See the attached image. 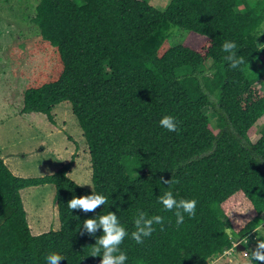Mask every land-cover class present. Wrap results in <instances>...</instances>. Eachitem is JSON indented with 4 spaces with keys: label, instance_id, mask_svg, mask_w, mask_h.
I'll list each match as a JSON object with an SVG mask.
<instances>
[{
    "label": "trees",
    "instance_id": "obj_1",
    "mask_svg": "<svg viewBox=\"0 0 264 264\" xmlns=\"http://www.w3.org/2000/svg\"><path fill=\"white\" fill-rule=\"evenodd\" d=\"M33 19L58 62L48 79L25 87L20 113L42 112L56 125L55 106L71 104L92 187L69 175L74 155L51 174L29 176L0 155V264H48L49 251L66 256L60 264H98L88 250L102 229L87 233L83 219L112 210L130 232L137 208L160 214L163 227L142 244L126 236L125 264H209L239 239L249 249L264 216V123L256 126L264 121V0H170L165 9L148 0H39ZM175 27L188 31L182 42L170 40ZM225 39L244 58L237 68L223 58ZM165 113L176 130L159 125ZM41 184L55 186L61 224L35 234L22 190ZM167 189L197 199L179 226L156 199ZM92 190L107 196L105 206L67 207Z\"/></svg>",
    "mask_w": 264,
    "mask_h": 264
},
{
    "label": "rangeland",
    "instance_id": "obj_2",
    "mask_svg": "<svg viewBox=\"0 0 264 264\" xmlns=\"http://www.w3.org/2000/svg\"><path fill=\"white\" fill-rule=\"evenodd\" d=\"M148 1L160 9H165L170 2ZM38 2L0 0V155H8L7 164L22 176L51 174L74 155L69 175L78 183L92 187L88 145L71 104L64 101L55 106L56 125L42 112L20 113L25 87L48 79L58 62L55 48L41 39L40 28L33 19ZM237 9L244 10L243 7ZM186 31L175 27L171 42H182ZM260 39L264 50V38ZM257 65L253 62L249 69L255 70ZM204 110L215 125L212 108L207 106ZM263 123V119L258 120L257 129ZM22 198L33 233L60 228L53 184L24 188ZM262 228L264 216L249 249L242 246L227 249V254L225 250L212 257L209 264H250L245 252L254 248L258 239L264 238L259 231Z\"/></svg>",
    "mask_w": 264,
    "mask_h": 264
},
{
    "label": "clouds",
    "instance_id": "obj_3",
    "mask_svg": "<svg viewBox=\"0 0 264 264\" xmlns=\"http://www.w3.org/2000/svg\"><path fill=\"white\" fill-rule=\"evenodd\" d=\"M221 48L226 53L223 58L228 62L229 68H237L244 62V58L238 55V45L235 40L225 39L221 44ZM158 123L162 128L174 131L177 129L179 122L171 113H165L161 115ZM173 182L170 179L164 183L167 185ZM156 199L164 209L173 211L177 226L184 221L185 214L192 216L196 213L197 199L195 197H177L171 189H167L158 194ZM106 200L107 196L103 192L92 190L86 194L73 195L67 201V207L69 209L79 208L84 212H89L98 205L103 204L105 206ZM225 211L227 212L228 209H225ZM163 220L164 217L160 214L148 215L144 210L137 208L133 216L134 228L129 232L115 211L108 210L99 215L88 216L82 221L84 231L95 235L98 228L102 229V234L95 236V243L88 250V254L93 256L99 254L101 259L98 264H125L128 255L121 247L124 238L130 236L137 244H142L144 239L153 233L155 224H160L163 227ZM259 231L261 235H264V228ZM241 242L242 239L236 240L231 248L239 247ZM225 254H227V249ZM245 255L251 261H255L256 264L258 261H264V239H258L255 247L250 251H246ZM62 257H66L62 252L49 251L44 259L48 264H60Z\"/></svg>",
    "mask_w": 264,
    "mask_h": 264
},
{
    "label": "crops",
    "instance_id": "obj_4",
    "mask_svg": "<svg viewBox=\"0 0 264 264\" xmlns=\"http://www.w3.org/2000/svg\"><path fill=\"white\" fill-rule=\"evenodd\" d=\"M261 34H264V24L262 26V29H261V32H260V35H259V41L261 40L260 38H264V36L261 37ZM260 47L262 48V52L264 54L263 46L260 45ZM263 89H264V86H263ZM2 157L4 158L5 162L7 163V161L9 160L8 155L2 156Z\"/></svg>",
    "mask_w": 264,
    "mask_h": 264
}]
</instances>
